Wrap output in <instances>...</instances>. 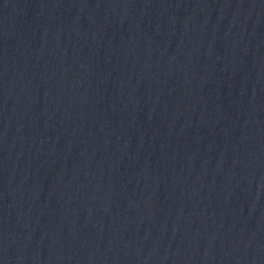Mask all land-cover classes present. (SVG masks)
Returning a JSON list of instances; mask_svg holds the SVG:
<instances>
[{
	"label": "water",
	"instance_id": "water-1",
	"mask_svg": "<svg viewBox=\"0 0 264 264\" xmlns=\"http://www.w3.org/2000/svg\"><path fill=\"white\" fill-rule=\"evenodd\" d=\"M0 264H264V0H0Z\"/></svg>",
	"mask_w": 264,
	"mask_h": 264
}]
</instances>
